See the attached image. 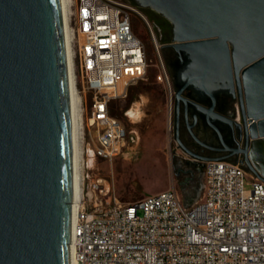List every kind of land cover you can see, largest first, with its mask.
<instances>
[{
  "label": "water",
  "instance_id": "95a60500",
  "mask_svg": "<svg viewBox=\"0 0 264 264\" xmlns=\"http://www.w3.org/2000/svg\"><path fill=\"white\" fill-rule=\"evenodd\" d=\"M128 1L191 59L176 100L187 86L233 99L242 157L227 161L264 179V0ZM73 180L61 0H0V264H71Z\"/></svg>",
  "mask_w": 264,
  "mask_h": 264
},
{
  "label": "built area",
  "instance_id": "2783aa9c",
  "mask_svg": "<svg viewBox=\"0 0 264 264\" xmlns=\"http://www.w3.org/2000/svg\"><path fill=\"white\" fill-rule=\"evenodd\" d=\"M128 0H69L70 70L79 99L82 164L86 132L93 159L112 161L127 146L128 127L111 113L115 100L145 79L152 65ZM154 39V37H153ZM156 79L171 80L159 47ZM246 184L249 185L246 188ZM202 195L184 205L175 189L121 201L109 181L91 178L72 220L73 264H264V179L239 162L207 160ZM104 195H109L107 199Z\"/></svg>",
  "mask_w": 264,
  "mask_h": 264
},
{
  "label": "rangeland",
  "instance_id": "374dc122",
  "mask_svg": "<svg viewBox=\"0 0 264 264\" xmlns=\"http://www.w3.org/2000/svg\"><path fill=\"white\" fill-rule=\"evenodd\" d=\"M139 10L149 25L134 17V29L143 40L153 62L148 67L146 78L131 85L126 97L115 100L112 105V111L117 113L130 130L127 146L112 161L93 159L87 151V143L91 141V137L86 132L81 173L85 177L86 186L91 178L100 179L102 187L109 181L121 201H132L172 188L177 190L184 201L191 204L202 195L203 175L199 178L196 174L188 179V174L179 171L176 166L169 92L165 84L155 77L158 73V55L154 49V39L163 59V18L153 11L148 14L140 8ZM130 109L135 112V116L128 115ZM248 187L246 184V188ZM104 196L110 198L109 195Z\"/></svg>",
  "mask_w": 264,
  "mask_h": 264
},
{
  "label": "flooded vegetation",
  "instance_id": "af4514ba",
  "mask_svg": "<svg viewBox=\"0 0 264 264\" xmlns=\"http://www.w3.org/2000/svg\"><path fill=\"white\" fill-rule=\"evenodd\" d=\"M138 8L148 14L152 11L148 8ZM155 14L163 18L161 50L173 92L171 129L175 143L174 159L179 171L188 174V179H192L196 174L200 178L203 175L204 163L208 159L235 160L242 157L234 152V149L242 144L238 128L230 121L234 101L229 95L222 93H214L212 98L197 92L192 86H187L182 91V99L176 100V90L186 80L185 75L190 68L191 59L188 53L170 45V24L164 17L156 12ZM211 106L214 113L224 118L213 116L209 112ZM207 115L208 121L205 119Z\"/></svg>",
  "mask_w": 264,
  "mask_h": 264
},
{
  "label": "bare ground",
  "instance_id": "6f19581e",
  "mask_svg": "<svg viewBox=\"0 0 264 264\" xmlns=\"http://www.w3.org/2000/svg\"><path fill=\"white\" fill-rule=\"evenodd\" d=\"M69 0H61L62 15L64 20V32H65V44L68 57V71H69V83H70V104H71V120H72V146H73V200H72V220L75 216V209L78 198L81 193V181H82V127H81V114L79 107V99L73 87V79L70 70V33L65 26L66 15L68 12ZM128 115L135 116V112L130 109ZM81 145V147H80ZM70 259L71 264L74 263L72 257V248L70 246Z\"/></svg>",
  "mask_w": 264,
  "mask_h": 264
},
{
  "label": "crops",
  "instance_id": "0c3cea01",
  "mask_svg": "<svg viewBox=\"0 0 264 264\" xmlns=\"http://www.w3.org/2000/svg\"><path fill=\"white\" fill-rule=\"evenodd\" d=\"M113 113H114L115 116L119 117L116 112L113 111Z\"/></svg>",
  "mask_w": 264,
  "mask_h": 264
},
{
  "label": "trees",
  "instance_id": "16d2710c",
  "mask_svg": "<svg viewBox=\"0 0 264 264\" xmlns=\"http://www.w3.org/2000/svg\"><path fill=\"white\" fill-rule=\"evenodd\" d=\"M111 113L114 115L113 111H111Z\"/></svg>",
  "mask_w": 264,
  "mask_h": 264
}]
</instances>
